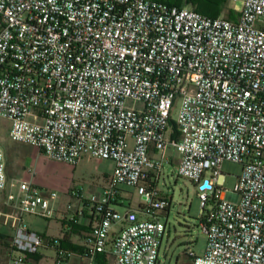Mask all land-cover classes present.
Wrapping results in <instances>:
<instances>
[{"label":"built area","instance_id":"2783aa9c","mask_svg":"<svg viewBox=\"0 0 264 264\" xmlns=\"http://www.w3.org/2000/svg\"><path fill=\"white\" fill-rule=\"evenodd\" d=\"M0 120L55 162L114 163L100 192L71 193L95 221L86 257L160 264L171 203L157 180L173 148L201 204L207 242L203 255L189 250L193 264H264V0H243L236 21L158 0H0ZM224 162L242 166L234 190ZM123 186L141 203L122 213ZM0 191L18 213L4 264H24L45 239L22 215L53 219L58 194L10 180L1 144ZM47 246L58 263L72 255L60 239Z\"/></svg>","mask_w":264,"mask_h":264},{"label":"rangeland","instance_id":"374dc122","mask_svg":"<svg viewBox=\"0 0 264 264\" xmlns=\"http://www.w3.org/2000/svg\"><path fill=\"white\" fill-rule=\"evenodd\" d=\"M242 7L243 0H231L221 16L226 17L229 9L240 13ZM177 116L178 110L174 109L171 113L168 134L173 133ZM8 127V122L0 120V144L6 154L10 180L32 178L45 193L56 192L57 203L64 210H67L68 205L77 203V200L71 198L72 192L82 193L89 198L93 193L100 192L104 188L114 171L113 162L93 159L89 156L83 157L78 165L55 162L38 150L35 152L36 149L31 146L13 142L7 135ZM168 153L177 156L173 148H170ZM221 172L224 175V188L234 190L242 173V166L233 162H224ZM157 189L159 194L171 203L169 209L160 213L162 222L167 226V235L159 257L160 264H193L189 250L197 255H203L207 242L200 227L201 204L197 190L192 182L178 176L177 165L172 162L164 165L157 180ZM122 190L123 195L128 197L125 206L131 205L137 208L140 203L137 192L128 186H123ZM8 192L0 191V236H4L0 238V264H4L8 259L10 238L14 236L15 228L14 219L6 218L4 215L11 213L5 206ZM131 195L133 199H130ZM119 211L123 213L125 208H120ZM60 217L59 213L53 219L22 215V224L45 239V245L39 251L40 259L26 264H79L75 255L67 262L58 263L56 250L47 246L50 239H58L60 236L62 229ZM109 264L116 263L110 259Z\"/></svg>","mask_w":264,"mask_h":264},{"label":"crops","instance_id":"0c3cea01","mask_svg":"<svg viewBox=\"0 0 264 264\" xmlns=\"http://www.w3.org/2000/svg\"><path fill=\"white\" fill-rule=\"evenodd\" d=\"M36 151L37 150H35V152ZM172 156H173L172 164L177 165L178 164L177 156L175 154H173ZM153 184L156 185V183ZM123 192L124 191L122 190V188H120L119 201L123 204L118 206V210L120 208H125V209L128 208L125 206L126 203L125 200H128V197L124 196ZM130 199H133V195H131ZM140 203H141V199H140ZM129 207L134 208L131 205ZM9 210L11 211V213L8 214L5 213L4 215L6 216V218L14 219L15 221V216H17L18 214L17 211L15 213V211H12L11 209ZM58 213L61 214L60 221L62 225V229L58 239H60L61 246L63 249L70 252L72 254L71 256L75 255L77 257L76 260L79 264H109L110 259L114 261L113 257L110 254H96L93 257H86L84 255V251L86 249L85 241L86 238L90 235L95 221L93 217L90 215L89 211L80 202L77 201L76 205L73 204L72 208L69 210L68 208L67 210H64L63 208L59 207ZM69 217H74V222L68 223L67 219ZM66 223L69 224L70 227L69 229L67 228L68 226ZM70 257L65 262H67L70 259ZM39 259H40V254L32 255L26 259L24 264L30 263L31 261L37 262Z\"/></svg>","mask_w":264,"mask_h":264},{"label":"trees","instance_id":"16d2710c","mask_svg":"<svg viewBox=\"0 0 264 264\" xmlns=\"http://www.w3.org/2000/svg\"><path fill=\"white\" fill-rule=\"evenodd\" d=\"M166 4L176 6L179 8L191 7L195 11L208 16L210 18L221 17L223 12L228 8V2L231 0H158ZM239 17V12L229 9L226 18L232 21H236ZM174 131L171 134L172 140H177L179 137V132L174 123ZM4 238V236H0Z\"/></svg>","mask_w":264,"mask_h":264}]
</instances>
